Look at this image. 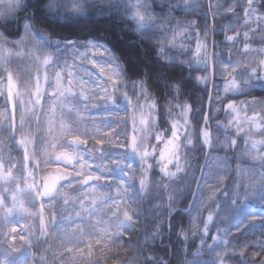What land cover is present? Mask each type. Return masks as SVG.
<instances>
[{"label":"snow or ice","instance_id":"6c2138e0","mask_svg":"<svg viewBox=\"0 0 264 264\" xmlns=\"http://www.w3.org/2000/svg\"><path fill=\"white\" fill-rule=\"evenodd\" d=\"M237 6L244 9L245 26L248 18L264 12V0L229 3L223 6V13L222 5L213 6L211 0H9V6L0 9V50L10 44L23 57L15 68L0 63V86L6 85L9 97L19 79L37 101L47 97L52 110L59 107L62 116L73 100L77 117L93 109L106 113L108 119L101 123L113 133L121 125L127 130L130 108L140 112L139 129L136 113H132V131L144 135H127L113 145L118 151L106 149L105 144L118 141L119 133L101 135L95 141L100 147L89 154L97 160L95 175L83 179L85 185L95 184L102 191L99 181H116L111 185L115 194L105 195L101 203L121 230L117 238L127 239L140 230L137 240L128 241L137 253L128 264L138 259L141 264H169L164 259L168 253L163 237L175 235L178 241L181 237L187 241L189 232L200 240L195 256L203 250L209 259L180 264H235L237 260L239 264H264V47L251 48L249 32L239 38L241 34L231 26L229 30L236 35L225 33L224 41L213 40L211 53L208 47L209 37L224 28L213 23L216 17L231 14L239 19ZM181 15L192 18H176ZM101 19L113 20L123 31L136 34L132 42L145 55L151 53L149 62L164 84L162 94L153 92V73L148 68L132 72L104 33L79 36L56 31H81V22ZM260 31L264 39V27ZM238 43L242 51L233 52ZM253 52L256 56L248 59ZM217 76L223 82V97ZM129 84L138 87L139 94L133 90L130 96ZM189 84L192 90L207 95L209 111H204V96L197 95L191 104L185 100V94L190 95ZM241 96L245 99H236ZM141 99L151 101L147 115L141 110ZM213 110L224 112L225 120L217 119ZM241 112L252 115L241 117ZM168 120L170 126L165 127ZM253 128L262 139H252ZM149 135L155 143L149 142ZM217 151L224 155H214ZM194 158H202L204 163L193 164ZM245 158L254 163L242 167ZM230 161L236 162L234 168ZM165 196L167 207L160 213L157 210L164 208ZM181 200L187 203L177 208ZM145 203L150 207L145 208ZM185 216L190 225L187 229ZM250 233L255 239H247ZM241 237L245 239L241 241ZM11 239L14 243L15 236ZM157 249L164 250L163 256ZM22 260L23 250L0 264H20Z\"/></svg>","mask_w":264,"mask_h":264},{"label":"trees","instance_id":"16d2710c","mask_svg":"<svg viewBox=\"0 0 264 264\" xmlns=\"http://www.w3.org/2000/svg\"><path fill=\"white\" fill-rule=\"evenodd\" d=\"M162 2V0H160ZM199 2V0H198ZM213 6L216 3H220L222 5L221 13H223V6H227L229 3H236L237 5L244 3V0H211ZM9 6V0H4L3 4H0V9H6ZM235 12L239 14V19L237 17L228 14L227 16L218 15L213 22L214 24H219L224 26L222 31H218L214 34V40L216 42L224 41L225 33L227 35H236V32H239L242 38V34L245 31L249 32L248 41L250 43V47L253 49H258L264 47V39L261 38V31L260 29L264 27V12H257L252 17L248 18L249 23L247 26L244 24V9L242 7L237 6L235 8ZM230 17V18H229ZM259 17V18H258ZM177 19L180 20H188L192 17H185L183 15L177 16ZM235 27L236 32L229 30V27ZM78 27L82 28L81 31H75L71 29H64V30H56L57 34L61 35H69L75 34L79 36L85 35H94L100 36L101 33H104V37L108 40L109 44L115 48L119 53L123 55V59L129 63L132 72H142L145 68H148L150 72L153 73L152 81L153 83V92L158 94H162L164 89V84L161 80L158 79L157 75L155 74V70L152 68L151 63V53L145 55L144 49L137 43H133L136 39V34L131 31H123L122 26L118 25L113 20L101 19L99 21H94L91 24L81 22ZM91 28H94L95 31H89ZM10 35H15V33H10ZM231 43V42H229ZM209 47V41H208ZM220 47H223V44H220ZM3 49L7 50L8 53L3 52ZM3 49L0 50V63H7L10 67L15 62L12 58V53H16V49H11L10 44H5ZM11 49V51H10ZM237 49L242 51L243 46L242 44H237L236 48L233 49V52H236ZM256 56V53L253 52L250 54L248 59H252ZM132 72L129 75H132ZM217 82L221 84V91L220 96L223 97L226 94L223 92V82L221 81L220 77L217 76ZM203 86L201 85V88ZM188 89L190 90V95L185 94V100L189 104L195 103L196 96H204V100L206 102L207 95L201 92L199 89L192 90L191 85H188ZM136 91L139 94V88L136 89L132 88V85H128V92L131 96L132 91ZM213 95H215L214 90L212 91ZM259 95V91L255 93ZM238 100H243L245 97H236ZM251 99V97H248ZM132 102L135 103V97L132 98ZM148 101L141 99V103H147ZM149 102H151L149 100ZM163 103V101H161ZM50 105L49 103H45V106L42 108L45 109L47 112H44L38 116L33 118H27V120L22 121L24 122L23 128L22 126L17 125V120L15 119L14 122V130L12 129V122L9 118L0 119V161L1 163L6 166L8 165V160L14 159L18 161V166L13 169L14 177L20 178L23 184H26V176L24 175V170L21 163V154L20 148L16 146L15 141L17 135L21 132L22 135L24 134V138L26 141H29L30 144H33V152L34 157L39 161V151L43 148V145L48 142L49 140V131L47 124L45 122V118H47L49 113ZM148 110V109H145ZM151 110H148V113ZM177 109V113H178ZM204 111H205V103H204ZM135 112V109L130 108L128 116L126 117L128 120V128L124 130L125 126L121 125L119 128L115 129V133H119V140L113 139L111 143L106 142L105 148L111 151H118L113 145L116 143H121L128 135H131V129L133 127L132 123V113ZM167 112V109H165ZM177 113H174L177 119L179 116ZM121 117H124V113H120ZM213 115L216 116L217 119L224 121L225 120V113H215L213 110ZM241 117L245 115L251 116V112H241ZM93 117L94 121L97 125V132L92 136H87L88 141V150H92L96 147L95 141L100 138L101 135H108V136H115V133L111 131V129L106 128L101 121L108 119V115L106 113H100L93 110ZM168 118L166 117V120ZM171 121L168 120V123L165 127L170 126ZM181 123L183 121L181 120ZM214 126V121L211 122ZM71 125H76L74 121L70 122ZM247 128V125H245ZM253 136L252 139L259 140L262 137L256 133L255 128L252 129ZM71 138H75L73 135H69ZM149 142L155 143L152 139V136L149 135ZM161 147L163 145H160ZM98 147V146H97ZM100 147V146H99ZM243 148L244 145L241 144ZM260 147V146H258ZM214 155L223 156L224 153L217 151ZM203 161L202 158L193 159V164H201ZM235 161H230L231 166L235 167ZM242 167H247L248 165L254 163L252 160L245 158L244 161L241 162ZM257 167H258V162ZM40 166V161L38 167ZM39 173L44 174L46 170L44 168H39ZM157 176L159 175L158 170H156ZM198 174V172H197ZM112 180V179H111ZM116 183L115 180H112ZM194 186V185H193ZM107 187V186H106ZM105 187V188H106ZM111 190V186L109 190L106 192L108 193ZM243 191V189L241 190ZM76 192L78 190L76 188L69 190L66 192L63 188L55 195H60L63 193V198L70 201L69 203L73 206V209L70 211H65L62 202L57 201L58 199H53L55 201L54 204L43 208L41 212L42 215H38V207L35 203V196L31 192H25L21 196V202L24 209L28 212L26 216H19V217H12V218H2L0 214V260H3L5 257H12L15 258L17 253L23 250V260L20 261V264H128L129 259L135 257L137 253L129 247L128 241L132 240L135 241L139 235V229L135 232H132L131 235L127 239H119L117 236H109L108 238H102L100 235L96 234L92 231L93 228H89L90 225H94L95 221L92 222V219L88 216L86 218H81L84 220L82 225L79 226V230H85L86 235H64V231H62V220L65 216H76L82 215V207L79 205V202L76 199ZM6 197L4 196V199ZM51 198V197H49ZM190 198V197H189ZM74 200V201H73ZM160 201H157L159 203ZM187 203L186 200H181L180 203L177 204L178 207H182ZM145 208L150 207L147 203L143 205ZM167 207V197L164 198V208L158 209L160 213H163ZM106 217L111 219L112 221V230L116 229L115 224L116 220L114 215L106 209ZM44 217V225L40 228V221L41 218ZM88 218V220H87ZM86 219V220H85ZM178 219V217H177ZM78 222H71L67 227V230L74 226ZM174 223V221H173ZM184 227L187 229L190 227L188 218H183ZM114 224V225H113ZM86 228V229H83ZM66 230V231H67ZM69 231V230H68ZM166 232H170L171 230L165 229ZM85 234V233H84ZM212 235H215V229H212ZM15 236V242L13 243L12 237ZM24 237L22 240L21 237ZM142 239V238H141ZM245 239L241 237V241ZM249 240L255 239L254 236L249 234L247 237ZM164 245L165 243L168 246H164L168 255L164 257L165 260L169 262V264H180V262L184 261H192L194 258L199 259L201 261H207L209 259L208 255L202 250L200 255L197 257L195 256L196 251L198 248H201L200 240L198 236H192L191 232H189V238L187 241H184L181 237L180 240H177L175 235H165L163 237ZM208 243L211 244L212 241L208 239ZM239 243V242H238ZM158 252L161 253L163 256L162 249H157ZM250 254V253H249ZM135 264H141V261L138 259ZM235 264H239L237 260Z\"/></svg>","mask_w":264,"mask_h":264},{"label":"rangeland","instance_id":"374dc122","mask_svg":"<svg viewBox=\"0 0 264 264\" xmlns=\"http://www.w3.org/2000/svg\"><path fill=\"white\" fill-rule=\"evenodd\" d=\"M3 52L8 53L5 49H3ZM11 59H14L16 62L12 65V67L15 68L23 57L17 56L16 53H12ZM68 99L72 100L71 97H68ZM47 102V97H42L37 101L35 95L30 94L27 90L26 82H20V80L17 79V86L14 88L13 95L10 97L7 95L6 85L0 86V119L9 118L13 124L11 125L13 130V121L18 119L17 125L20 128V126L24 125L22 121L27 120V118H33L47 112L45 109H42ZM74 103L75 101L73 100L72 103L66 105L63 109V116L61 115V109L59 107H57L55 112L51 107L49 108V116L45 118L49 131V140L39 151V167V161L34 157L33 144L26 141L24 134L22 135L21 132L17 135L15 143L16 146L21 149L20 166H22L24 170L26 184H23L20 178L14 177L13 175V169L18 166V161L10 159L6 166L0 161V214L3 219L6 217L12 218L15 216L28 215V212L24 209L21 202V196L25 192L34 194L35 203L38 204L37 214L40 216L42 215L41 212L43 208L54 204L55 201H52L53 199H58L57 201L62 202L65 211L72 210L73 206L69 203L70 201L62 197L63 193L54 195L51 198H47L43 195L42 186L44 179L47 175L52 174L61 181L62 188L66 192L74 188L78 190L75 194V200L79 202L83 211L82 215L63 217L62 231H64V235H86L87 232H85V230H82V228L79 230L78 228L84 221L81 218H86V216H88V218L90 217L92 219V222L95 221L94 225H90L89 228H93L92 231L100 235V237L108 238L112 235L117 236L116 234L121 230L117 228L116 223H114L116 229L112 231V221L110 218L108 220L105 214L107 212V207L101 203L105 195L115 194L112 189L106 193L114 182L111 179L108 181H99L98 183L102 186L103 191L97 188L95 184L90 183L85 185L83 183V179L86 176L95 175V167L97 164V160L93 158V155H89L90 153H94L97 145L92 150L85 149V146L88 145L87 136H92L97 132V125L93 117L94 109L91 112L83 111L77 117L75 115L76 110L73 107ZM150 103L149 101L147 103H141V110L145 115H147L148 110H150L147 107V104ZM69 109H71V111H69ZM135 113L137 116V128L139 129L138 120L140 112L135 109ZM71 121H74L76 125H71ZM133 134L137 135L138 138L144 135V133L139 130L133 133L131 129V135ZM69 135H73L75 138H71ZM60 153H67L72 156L73 164L69 169L55 166L54 159ZM96 155H98V153H96ZM105 163H107V160H105ZM39 168H44L46 173L40 174ZM4 196L6 197L5 199ZM44 219V217L41 218L39 224L40 228L45 226ZM71 222L78 223L74 224L68 231L66 226L71 224Z\"/></svg>","mask_w":264,"mask_h":264},{"label":"water","instance_id":"95a60500","mask_svg":"<svg viewBox=\"0 0 264 264\" xmlns=\"http://www.w3.org/2000/svg\"><path fill=\"white\" fill-rule=\"evenodd\" d=\"M206 2H208V0H206ZM210 22L211 21V17H210ZM210 39V46H209V53H211V51L213 50L212 49V42H213V35H211L209 37ZM209 91L212 92V86L209 85ZM209 104H208V101L206 100V109L205 111H209ZM56 164L58 165H62V166H68L71 164V158L68 156V155H65V154H61L59 155L56 160H55ZM204 163V161H203ZM199 175V174H198ZM59 187V182L57 180V178H55L54 176H49L47 179H46V182H45V186L43 188V191L46 193V194H52L54 193Z\"/></svg>","mask_w":264,"mask_h":264}]
</instances>
